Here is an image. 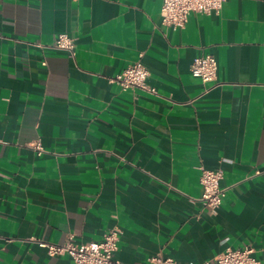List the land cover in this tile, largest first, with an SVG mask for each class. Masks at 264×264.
I'll list each match as a JSON object with an SVG mask.
<instances>
[{"label": "crops", "instance_id": "1", "mask_svg": "<svg viewBox=\"0 0 264 264\" xmlns=\"http://www.w3.org/2000/svg\"><path fill=\"white\" fill-rule=\"evenodd\" d=\"M162 3L0 0V264H75L35 239L98 241L112 225L123 264H214L246 244L264 264V0L177 29ZM141 54L155 92L114 81ZM204 54L213 82L191 72ZM200 166L222 170L216 213Z\"/></svg>", "mask_w": 264, "mask_h": 264}, {"label": "built area", "instance_id": "2", "mask_svg": "<svg viewBox=\"0 0 264 264\" xmlns=\"http://www.w3.org/2000/svg\"><path fill=\"white\" fill-rule=\"evenodd\" d=\"M226 0H163L161 15L164 25L174 29L186 25L189 15L192 12L211 13L220 12ZM57 49L75 55V38L68 32H60L53 45ZM140 57L129 64L124 70L114 77V81L123 89L139 88L155 92L147 80L150 75L149 69L142 62ZM218 64L216 58L211 54H204L194 58L191 65V72L194 76L200 77L203 82H213L217 79ZM38 154L45 152L40 139L31 145ZM200 182L203 186L202 201L216 213L222 205L227 190L220 186L222 170L207 169L200 166ZM260 173V172H257ZM70 236L63 243H53L45 240L35 239L42 247H45L50 256L69 255L75 264H123L115 257L119 247L120 228L112 225L106 230L104 236L98 241L77 243ZM255 249L252 245L246 244L243 247H228L215 258L214 264H261L254 255ZM154 264H177L172 257L156 255L151 258Z\"/></svg>", "mask_w": 264, "mask_h": 264}]
</instances>
